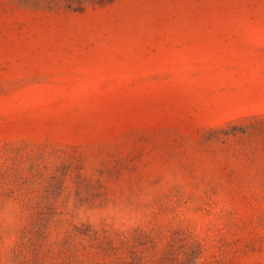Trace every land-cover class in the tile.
<instances>
[{
    "label": "rangeland",
    "instance_id": "rangeland-1",
    "mask_svg": "<svg viewBox=\"0 0 264 264\" xmlns=\"http://www.w3.org/2000/svg\"><path fill=\"white\" fill-rule=\"evenodd\" d=\"M0 264H264V0H0Z\"/></svg>",
    "mask_w": 264,
    "mask_h": 264
}]
</instances>
